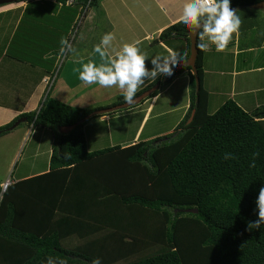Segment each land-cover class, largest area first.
<instances>
[{
	"label": "trees",
	"instance_id": "trees-1",
	"mask_svg": "<svg viewBox=\"0 0 264 264\" xmlns=\"http://www.w3.org/2000/svg\"><path fill=\"white\" fill-rule=\"evenodd\" d=\"M55 1H72L82 14L86 8L100 10L102 0ZM260 1L231 0V7ZM189 32L180 21L164 30L158 43L172 47L181 40L189 58ZM184 72L190 76L188 114L173 133L150 142L90 151L84 127L99 116L69 134L59 128L96 110L49 95L38 111L0 127V135L7 134L14 122L27 118L54 137L49 172L14 182L3 193L0 264H46L49 256L67 264H91L97 257L101 264H264V225L248 230L258 219L256 200L264 187V107L247 112L228 100L210 114L200 50L198 103L190 67L166 82L159 76L137 96L161 83L144 102L156 97ZM254 152L260 156L253 168ZM225 153L237 158L225 160Z\"/></svg>",
	"mask_w": 264,
	"mask_h": 264
},
{
	"label": "crops",
	"instance_id": "crops-1",
	"mask_svg": "<svg viewBox=\"0 0 264 264\" xmlns=\"http://www.w3.org/2000/svg\"><path fill=\"white\" fill-rule=\"evenodd\" d=\"M69 2L62 5L55 0L22 1L0 6V127L23 114L39 110L48 95L73 107L87 110L109 108L123 99L118 87L102 88L98 84H83L75 71L80 67L78 57L69 59L64 70L65 75L60 77L62 65L51 90L45 85L43 80L55 73L60 57L61 37H68L81 16ZM183 3L184 0H102L100 10L85 9L86 16L82 21L88 20L90 28L85 30L82 44L77 46V51L86 62L94 45L100 42L105 33L112 32L116 37L113 44L117 48L123 43L141 41L140 48L147 53L146 66L149 70L153 67L152 57L166 55L168 48L183 56L188 52L183 41H173L172 47L158 43L164 30L180 22ZM244 10L245 8L237 10L242 25L239 35H234L229 46L223 52H217L215 46L211 45L204 52L203 87L208 93L210 114L219 110L228 100H233L247 112L264 107V11L259 10L258 14L251 11L240 12ZM45 55L49 59L45 60ZM97 58L99 60L98 55L95 59ZM153 81L146 80L138 91ZM109 90L113 93L110 94L111 98L106 99L105 95ZM142 104L128 113L99 116L96 125H101L104 131L110 129L109 143L104 147L98 144L89 147L88 144V149L97 151L117 146L127 148L173 133L190 108L188 72L176 76L151 99L145 110L141 107ZM134 112L140 114L131 123L136 124L135 132L127 134L129 125L119 128L117 123H130H124L122 119ZM157 120L160 126L154 127L155 132L145 134L147 124ZM169 120H172L171 125L166 123ZM87 126L88 123L84 127L86 137ZM92 130L96 128L93 126ZM26 134L27 130L24 129L23 134H20L22 140ZM48 152L46 165H33L30 173L22 172L11 183L49 172L53 145Z\"/></svg>",
	"mask_w": 264,
	"mask_h": 264
},
{
	"label": "clouds",
	"instance_id": "clouds-1",
	"mask_svg": "<svg viewBox=\"0 0 264 264\" xmlns=\"http://www.w3.org/2000/svg\"><path fill=\"white\" fill-rule=\"evenodd\" d=\"M84 11L82 14H86V10ZM180 21L190 29L193 35L198 36L196 47L201 52H207L211 45L215 46L217 52H223L232 42L234 35H239L242 25L238 11L231 7V0H184ZM115 39L114 33H105L100 42L94 45L89 59L85 62L84 57L80 56L70 40L61 37L59 55L78 57L77 62L80 67L75 71L78 72V78L83 84H98L102 88L118 87L129 106L136 103L138 89L146 80H156L159 76L171 77L174 67L179 66L181 62L187 63V53L181 56L177 51L168 48L166 55L158 54L152 57L153 67L149 70L146 66L148 56L140 48V40L123 43L117 48L113 44ZM97 55L99 63L95 59ZM44 59H49V56L45 55ZM259 156V152L252 154L250 167H256V159ZM65 158L71 157L66 155ZM236 158L232 153L224 155L225 160ZM256 205L258 219L255 222H249L248 230L258 229L264 225V187L259 190ZM46 264H67V262L64 259L49 256ZM91 264H101L100 258H94Z\"/></svg>",
	"mask_w": 264,
	"mask_h": 264
},
{
	"label": "rangeland",
	"instance_id": "rangeland-1",
	"mask_svg": "<svg viewBox=\"0 0 264 264\" xmlns=\"http://www.w3.org/2000/svg\"><path fill=\"white\" fill-rule=\"evenodd\" d=\"M250 11L255 13V14H258L257 11H259V10L256 11L255 9H252V10L245 9L244 11H240V12H250ZM82 15H83V20H84V17L86 16V14H82ZM80 17L77 20V22L75 23V25L73 26V28L70 30V33L67 37L76 49H77V46L79 44H82L81 42L85 36V30L90 28V25H89L90 22L88 20L80 22L79 21ZM97 34L99 37L101 36L99 34V32H97ZM63 57L64 56L60 55V57L58 58V63H57V67H56L55 71H57V68L61 62V58H63ZM69 59H72V56L66 55V57L64 58V60L61 64V67L63 65V68H62V72L60 74V77L65 75L64 70L66 69L67 62L69 61ZM96 61H97V63L99 62L98 58L96 59ZM62 83H63V81H62ZM112 93H113L112 90L107 91L106 95H105L106 99L111 98L110 94H112ZM151 99H148L147 101H145L144 104L141 103L142 104L141 107L143 108V110L146 109V106L151 101ZM40 108H41V106H40ZM131 109H133V108H131ZM131 109L129 108V109L120 110L118 113H122V112L128 113ZM139 115L140 114H138L137 112H134L133 115L122 119V121L124 123H128V122H130V123L123 124L120 122V123H117V125L120 126L119 128H122L126 125H129V129L127 131V134H130L131 132H135L136 124H131V123H132V120L135 121ZM98 118L99 117L90 120L88 122L89 126L86 127V133H87V139H88L87 143L90 145L89 147H92L93 145L96 146L97 144L100 147H104V145H108V143H109L108 142V140H109V138H108L109 132L108 131L110 129L107 131H104V130H102L101 125H96L98 122L96 120ZM136 122H138V121H136ZM159 123L160 122L158 120L157 121H150L147 124V127L145 129V134L155 132L154 127L160 126ZM166 123H167V125H171L172 120H169ZM93 126L96 128V130H92ZM162 128L163 127H161V129ZM24 129L27 130V134L24 136V138L22 140L20 134H23ZM90 131L92 132V134ZM8 135H10L12 137H8ZM53 138H54L53 134L50 130L45 129L43 127H34L33 124H28L26 122L22 123L20 126L15 128L14 130H12V132L0 135V184L4 182L2 184V186H3L7 181L11 182L13 180V178L15 179L16 177H20L22 172L23 173H30L29 171L31 170V167L33 165L36 167L41 165V164L46 165V163L48 161V155H49L48 151H49V149H52ZM5 140L6 141L8 140L7 141L8 143H5ZM91 141H93V143H91ZM14 156H15V159L13 160ZM50 161H51V159H49V163H50ZM3 193L4 192H2L0 195V201H2V199H3ZM118 264H120V263H118ZM122 264H124V263H122Z\"/></svg>",
	"mask_w": 264,
	"mask_h": 264
},
{
	"label": "water",
	"instance_id": "water-1",
	"mask_svg": "<svg viewBox=\"0 0 264 264\" xmlns=\"http://www.w3.org/2000/svg\"><path fill=\"white\" fill-rule=\"evenodd\" d=\"M24 0H0V6H4L7 4H12V3H18V2H22ZM255 9V10H261L264 11V0L257 2V3H252V4H246V5H240L237 6L236 8H234L235 10H239V9ZM199 30H197L198 32ZM190 41H191V47H190V56L187 59V63H182L177 67L173 68V74L179 70H181L184 67H190L192 68V72L195 75L196 78V90H197V99L196 102L198 103L199 101V92H200V79L198 77V72H197V60L199 57V49L196 47L197 45V41H198V36L193 35L191 33V31L188 33ZM170 77L165 76L163 79V82H166L169 80ZM161 83L156 84L155 86H153L151 89L145 91L144 93L138 95L135 97L136 103L129 106L126 102L109 107V108H104V109H100V110H96L94 112H92L91 114H89L87 117H85L83 120H81L80 122H78L75 125H70V126H64V127H60L59 128V132L61 134H69L71 133L79 124L84 123L86 121H88L89 119L95 117V116H101V115H106V114H111L113 112L116 111H120V110H124V109H129L133 106H137L139 104H141L144 100H146L147 98H149L151 95H153L157 90L160 89ZM196 110H193L189 119L188 124H190L195 116ZM27 121V118H20L18 119L16 122H14V124L7 130L8 132L14 130L15 128H17L18 126H20L22 123H25ZM1 134V132H0ZM5 192V191H2ZM189 212L192 213H197L196 210H188Z\"/></svg>",
	"mask_w": 264,
	"mask_h": 264
},
{
	"label": "built area",
	"instance_id": "built-area-1",
	"mask_svg": "<svg viewBox=\"0 0 264 264\" xmlns=\"http://www.w3.org/2000/svg\"><path fill=\"white\" fill-rule=\"evenodd\" d=\"M28 1H30V2H38V1H41V0H28ZM69 3H72V1H70ZM82 19H83V17L81 16L80 17V22L82 21ZM79 22V23H80ZM66 57V55L63 57V58H61V62H60V64H59V66H58V68H57V71H55V73L52 75V76H49V77H47V78H45L43 81H44V83H45V85L47 86V88H49V90H51V88H52V85H53V83H54V81H55V79H56V77H57V74H58V71L60 70V67H61V64H62V62H63V60H64V58ZM11 184V182L10 181H7L3 186H2V191H6L7 190V188H8V186Z\"/></svg>",
	"mask_w": 264,
	"mask_h": 264
}]
</instances>
